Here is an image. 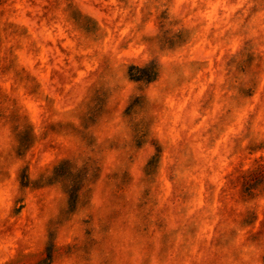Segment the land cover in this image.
<instances>
[{"label":"rangeland","instance_id":"1","mask_svg":"<svg viewBox=\"0 0 264 264\" xmlns=\"http://www.w3.org/2000/svg\"><path fill=\"white\" fill-rule=\"evenodd\" d=\"M0 264H264V0H0Z\"/></svg>","mask_w":264,"mask_h":264}]
</instances>
